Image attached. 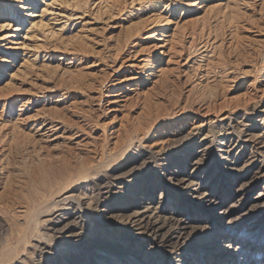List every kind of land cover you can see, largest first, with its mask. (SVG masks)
<instances>
[{"label":"rangeland","instance_id":"rangeland-1","mask_svg":"<svg viewBox=\"0 0 264 264\" xmlns=\"http://www.w3.org/2000/svg\"><path fill=\"white\" fill-rule=\"evenodd\" d=\"M5 247L264 264V0H0Z\"/></svg>","mask_w":264,"mask_h":264},{"label":"bare ground","instance_id":"bare-ground-1","mask_svg":"<svg viewBox=\"0 0 264 264\" xmlns=\"http://www.w3.org/2000/svg\"><path fill=\"white\" fill-rule=\"evenodd\" d=\"M48 3V2H47ZM28 9H30L29 7H28ZM28 17H31L32 19V24H36L37 23V21H35L34 20V18L36 17H39L38 15L37 16H34L35 14L31 11V13H29V12H27V14H26ZM155 19H157V17L156 18H154V20ZM167 21H165V23H166ZM142 23V22H141ZM155 24V23H154ZM163 24V23H162ZM144 26V25H143ZM146 27V26H145ZM136 32H137V34L139 33V31H135V34H136ZM166 33V32H165ZM130 37V36H129ZM128 40H130V39H128ZM128 40H126V41H128ZM131 41V40H130ZM162 42H164V41H162ZM115 44V43H114ZM127 45V44H126ZM132 45H135V44H131V46ZM130 46V47H131ZM147 48V47H146ZM120 50V49H119ZM134 50V49H133ZM130 51V50H129ZM134 52H136V51H134ZM133 52V53H134ZM137 54H138V51L136 52ZM117 55V54H116ZM146 59V58H145ZM146 61V60H145ZM145 61H143V59H141V60H138V61H136L137 63H132V64H130L129 65V67H136L137 68V65H139L140 63H143L142 65H144V63L145 64H148V63H146ZM135 62V61H134ZM141 65V66H142ZM149 65V64H148ZM141 66H139L138 68H140L141 69V71H142V68H141ZM145 69V68H144ZM86 79V78H85ZM86 87V86H85ZM92 88V87H91ZM114 95H112V97H114V98H119L120 96H118V93L117 94H115V93H113ZM117 100H120V99H117ZM113 102V101H112ZM119 102V101H118ZM117 103V102H116ZM46 121V120H45ZM47 125V123L45 124V123H42L41 124V126H39L38 127V129H40V131H42V130H44V131H42L43 133H41V134H45L46 136H49V135H51V134H53V133H50L51 131H52V126H51V129H49L50 128V126H46ZM46 126V127H45ZM55 127V126H54ZM53 127V128H54ZM56 129V128H55ZM54 129V130H55ZM56 131V130H55ZM54 132V131H53ZM40 135V134H39ZM46 136H44V137H46ZM41 137H42V135H41ZM36 139V138H35ZM40 140V139H39ZM131 145V144H130ZM82 159V158H81ZM5 160V159H4ZM69 162V161H68ZM99 163V162H98ZM64 164V163H63ZM4 165V164H3ZM69 165V164H68ZM96 167V166H95ZM62 168V167H61ZM94 169V168H93ZM63 170V169H62ZM5 173V172H4ZM63 174V173H62ZM86 176V175H85ZM4 183V182H3ZM5 187V186H4ZM2 194H3V192H2ZM57 194V193H56ZM41 200V199H40ZM42 201V202H41ZM40 202H38L37 204H33L34 205V207H33V209L31 210V211H29L28 212V214H29V216L26 214V216H25V213H26V211L24 210V213L22 214V215H24L25 216V218H26V220L25 221H27L30 217H31V215H32V213H34V212H36L40 207H42L44 204H46L45 203V201L42 199ZM44 201V202H43ZM19 209V208H18ZM23 209V208H22ZM26 209V208H25ZM29 210V209H28ZM4 211V210H3ZM23 211H20V213H22ZM35 215V214H34ZM18 216H19V214H18ZM30 220H28L25 224L26 225H29V222ZM171 222V221H170ZM175 223V222H174ZM149 224V223H148ZM167 223L165 222V221H163V223L161 222V227H162V230H164L165 229V227H167V232H172V230H171V224H169L170 225V227H168L169 225H166ZM152 230H154V231H157V228L156 227H150ZM174 229V228H173ZM179 230V229H178ZM24 234H25V231H24V233H23V236L22 235H20V237H21V240H23V238H25V236H24ZM221 235L222 234H220V233H217V235H216V237L218 238V237H221ZM162 236H164V235H162ZM165 238H166V236H165ZM177 239H179V238H177ZM17 240H19V241H16L17 243L16 244H18L19 242H20V239L19 238H17ZM215 241H217V240H215ZM21 243V242H20ZM15 246V245H14ZM14 246H12L13 247V249L15 248ZM10 249H12V248H10ZM24 251V250H23ZM14 251H6V247L3 249V250H1V252H0V264H13V262L15 263V262H18V261H20V262H22V263H25L26 261H27V259L26 260H24V259H22L21 258V256L19 257L18 255L16 256H12L11 258H10V256L12 255V253H13ZM23 254V253H22ZM25 257V256H24ZM10 258V259H9ZM195 264V263H194Z\"/></svg>","mask_w":264,"mask_h":264}]
</instances>
